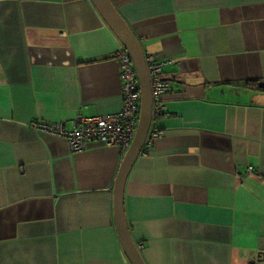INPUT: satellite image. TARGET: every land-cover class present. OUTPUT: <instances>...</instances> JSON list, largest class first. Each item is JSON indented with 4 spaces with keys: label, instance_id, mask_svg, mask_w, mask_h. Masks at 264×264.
I'll return each instance as SVG.
<instances>
[{
    "label": "crops",
    "instance_id": "obj_1",
    "mask_svg": "<svg viewBox=\"0 0 264 264\" xmlns=\"http://www.w3.org/2000/svg\"><path fill=\"white\" fill-rule=\"evenodd\" d=\"M110 1L170 84L124 192L145 264H258L264 0ZM121 48L91 0H0V264H131L114 196L127 152L72 154L33 127L119 114Z\"/></svg>",
    "mask_w": 264,
    "mask_h": 264
},
{
    "label": "built area",
    "instance_id": "obj_2",
    "mask_svg": "<svg viewBox=\"0 0 264 264\" xmlns=\"http://www.w3.org/2000/svg\"><path fill=\"white\" fill-rule=\"evenodd\" d=\"M116 59L120 66L121 94L123 100L122 111L119 114L86 118L79 116L74 122L72 130L63 124H34L36 131L53 135L65 140L72 154H79L86 150L90 141H98L107 146L117 147L127 152L136 135L139 118L141 96L139 81L133 62L123 47L117 52ZM146 66L151 82L153 97V120L144 149L147 152L155 140L163 135L157 129V119L163 111L162 97L169 91L170 84L163 79V68L166 63L159 62L153 56L145 57ZM256 172L249 167L247 176Z\"/></svg>",
    "mask_w": 264,
    "mask_h": 264
},
{
    "label": "water",
    "instance_id": "obj_3",
    "mask_svg": "<svg viewBox=\"0 0 264 264\" xmlns=\"http://www.w3.org/2000/svg\"><path fill=\"white\" fill-rule=\"evenodd\" d=\"M91 2L107 26L115 34L123 49L130 56L139 81L141 96L139 125L133 142L126 153L118 172L114 186V196L116 202L117 233L122 249L131 264H145L137 245L131 237L125 217L123 202L128 176L139 156L145 152L144 146L152 125L154 100L152 97L150 77L146 66L145 56L138 40L111 1L91 0ZM259 88L264 90V83H260ZM261 255L263 259L261 260L260 258L258 264H264V254ZM250 264H256V261H252Z\"/></svg>",
    "mask_w": 264,
    "mask_h": 264
},
{
    "label": "trees",
    "instance_id": "obj_4",
    "mask_svg": "<svg viewBox=\"0 0 264 264\" xmlns=\"http://www.w3.org/2000/svg\"><path fill=\"white\" fill-rule=\"evenodd\" d=\"M264 91V90H263Z\"/></svg>",
    "mask_w": 264,
    "mask_h": 264
}]
</instances>
